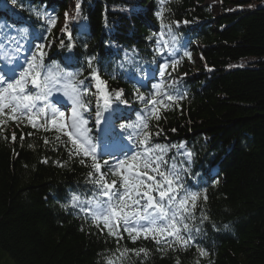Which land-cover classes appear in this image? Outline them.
Segmentation results:
<instances>
[{
    "label": "trees",
    "instance_id": "trees-1",
    "mask_svg": "<svg viewBox=\"0 0 264 264\" xmlns=\"http://www.w3.org/2000/svg\"><path fill=\"white\" fill-rule=\"evenodd\" d=\"M216 2L214 17L203 0H0V49L21 46L6 60L16 71L44 44L45 70L78 73L90 89L83 116L101 162L134 148L121 126L144 114L137 89L149 97L156 84L171 86L178 98L150 120L151 142L167 145L165 159L187 168L186 186L201 192L192 246L165 254L124 234L121 250L150 253L121 257L107 230L70 204L72 193L91 195V160L70 155L55 130L8 120L0 131V264H264V0ZM93 68L113 96L123 91L108 114L101 107L99 123Z\"/></svg>",
    "mask_w": 264,
    "mask_h": 264
},
{
    "label": "snow or ice",
    "instance_id": "snow-or-ice-1",
    "mask_svg": "<svg viewBox=\"0 0 264 264\" xmlns=\"http://www.w3.org/2000/svg\"><path fill=\"white\" fill-rule=\"evenodd\" d=\"M76 7L78 13L79 4ZM161 14V11L156 13L158 18H161ZM65 16L68 14L65 13ZM48 23L54 26L55 17L50 18ZM66 28L67 26L65 30ZM175 39L173 36V42ZM20 47L17 44L16 49H0V58L15 61ZM44 47V44L36 45V51L31 54L30 59L26 58V66L20 67L19 71L13 69L11 76L0 73V117H5L0 119V131L8 120H26L27 125L33 129L55 130L66 136V144L71 145L70 155L91 160L92 171L88 174L89 183L93 186L91 195L72 193L70 204L79 208L101 232L107 230V234L116 240L117 252L121 257L130 252L137 257L141 254L147 257L150 253L149 249L143 247H125L121 250L119 245L124 234H127L132 243L141 238L150 239L157 245V250L165 254L169 250H185L192 246L195 243L193 232L198 234L201 231L194 223L201 192L186 186L184 174L188 171L187 168L177 164L175 159L171 163L165 159L169 147L151 142L153 133L150 131V120L153 117L159 120L160 108H166L168 103H174L178 98L169 90L171 86L163 82L156 84L149 97L137 89L136 98L145 104L144 114L139 115L137 121L121 126L131 129L127 140L134 148L125 150L121 147L120 155L109 152L110 159L101 162L96 145L89 135L88 121L83 116L84 112L89 111L84 97L89 94L90 89L83 87L84 81L77 78L78 73H67L52 67L45 70ZM68 47L71 48V44ZM88 63L91 68V59ZM90 76L96 81V116L99 123L101 107L110 108L114 100H120L123 91H117L114 96L108 92L106 82L100 78L95 68ZM54 90L62 92L63 97L70 102V115L66 116L65 111L49 101ZM11 139L16 140L15 133ZM56 140L60 141L61 136L58 135ZM47 143L49 141L45 138V144ZM186 155L191 157L192 153L188 152ZM80 163L84 164L85 159H81ZM103 167H107L108 171H102ZM203 200H207L206 194L203 195ZM204 219L207 217H202L201 223ZM196 247L201 257L208 255L205 249L198 245ZM107 264H114V261L109 258ZM176 264H180L179 259Z\"/></svg>",
    "mask_w": 264,
    "mask_h": 264
},
{
    "label": "rangeland",
    "instance_id": "rangeland-1",
    "mask_svg": "<svg viewBox=\"0 0 264 264\" xmlns=\"http://www.w3.org/2000/svg\"><path fill=\"white\" fill-rule=\"evenodd\" d=\"M203 3H204L205 5H207V7H208L210 13H211L214 17L217 16V14H218V12H219V9H218V5H217L216 0H203ZM260 5H264V2H260ZM82 28H83V27H82ZM82 28H81V29H82ZM193 61H194V63H195V62L197 61V57H193ZM195 64H197V62H196ZM10 65H12V64H10ZM5 66H6V64H5ZM12 66H13V65H12ZM53 98H54V100H55V99L60 100V96L56 95V94L53 92L52 95L49 97L50 102H52V103H56L55 105H56L57 107H60V106L57 104L58 101H56V100L54 101ZM60 108H61V110L65 111L66 116L70 115V111H71V104H70V102L68 103V106H67V107H60ZM110 109H111V108L104 109L105 114H108V113L110 112ZM6 263H8V264H13V263H12L11 261H9V260H7Z\"/></svg>",
    "mask_w": 264,
    "mask_h": 264
},
{
    "label": "bare ground",
    "instance_id": "bare-ground-1",
    "mask_svg": "<svg viewBox=\"0 0 264 264\" xmlns=\"http://www.w3.org/2000/svg\"><path fill=\"white\" fill-rule=\"evenodd\" d=\"M83 25H84V24H81V25H80V30H82L81 28L83 27Z\"/></svg>",
    "mask_w": 264,
    "mask_h": 264
}]
</instances>
